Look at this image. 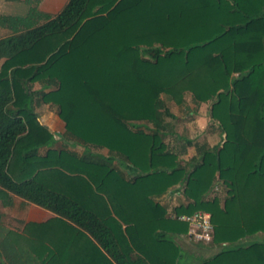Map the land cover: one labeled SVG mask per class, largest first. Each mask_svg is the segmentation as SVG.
Wrapping results in <instances>:
<instances>
[{"label":"trees","instance_id":"1","mask_svg":"<svg viewBox=\"0 0 264 264\" xmlns=\"http://www.w3.org/2000/svg\"><path fill=\"white\" fill-rule=\"evenodd\" d=\"M22 1L0 14V188L55 215L33 225L54 226L41 263L179 264L176 216L203 210L195 245L216 249L196 264H264V0ZM188 95L223 134L189 167L163 142L167 101ZM42 103L80 153L56 146ZM175 187L186 201L156 200Z\"/></svg>","mask_w":264,"mask_h":264},{"label":"crops","instance_id":"2","mask_svg":"<svg viewBox=\"0 0 264 264\" xmlns=\"http://www.w3.org/2000/svg\"><path fill=\"white\" fill-rule=\"evenodd\" d=\"M3 1L5 3H23L25 5L24 13L26 12L27 6L22 0ZM65 1L66 0H40L38 3V9L45 13L54 14L62 7ZM3 31L6 32L7 30L0 27V37L7 34H3ZM41 105L46 106L49 104L42 103ZM59 121L61 120L59 119ZM40 123L50 130L47 120ZM61 126L64 131L62 121ZM54 137L56 141H65L62 132L54 134ZM70 141L73 142L72 140ZM206 144L209 145L207 142ZM76 147H80V145L77 144ZM215 185L216 186L214 187L211 195L223 196L224 191L222 190V187L217 186L218 182H216ZM167 194L169 197V203L167 204L168 208L186 201L177 188H173V190L169 191ZM54 217L55 215L49 210L28 202L10 192H4L0 188V264H42L41 260L50 248L49 240L52 241V238H54V232H52V228H54V226H48L47 228L38 230V228L33 225L48 223ZM55 231L58 235V230L56 229ZM186 235H188L187 232L180 235L177 240L180 239L184 241L183 243L185 249L183 247L181 248L188 254L195 255V253H193L195 249L210 250L206 246L198 247L195 244L190 245L185 238ZM215 249L216 248H213L212 250ZM129 256L135 264H148L135 251H131Z\"/></svg>","mask_w":264,"mask_h":264},{"label":"rangeland","instance_id":"3","mask_svg":"<svg viewBox=\"0 0 264 264\" xmlns=\"http://www.w3.org/2000/svg\"><path fill=\"white\" fill-rule=\"evenodd\" d=\"M25 11V5L20 2L5 3L0 0V13H8L14 15H22ZM52 14V13H48ZM4 32V31H3ZM4 32L3 34H6ZM38 84H33V88H37ZM210 101L202 103H193L190 99V95L184 99L183 102L175 104L171 101H167V106L170 112L174 114V118H165V136L163 142L167 148L173 152H179L178 158L181 159L183 164L188 166V160L191 156L197 155V148L203 146L206 142L208 146L220 144L223 140V134L219 131L217 123L209 118L208 107ZM37 113V119L39 122H45L49 124L51 132L57 134L62 132L65 141H56L57 146L65 147L69 150L81 152L83 148L76 147L77 143L71 142L69 137H65L61 121L56 114V109L53 105L49 104L42 106L41 104L35 109ZM207 145V144H206ZM97 150V149H96ZM101 153H105V150H100ZM189 167V166H188ZM168 194L165 193L158 197L156 200L161 204H168ZM185 238L190 245L195 244L196 240L191 235H186ZM179 245L184 248V241L177 240ZM203 242V241H202ZM183 244V245H182ZM195 246V245H194ZM185 249V248H184ZM212 250L195 249L194 256L186 255L181 256L179 264H196L201 256H206L211 253Z\"/></svg>","mask_w":264,"mask_h":264},{"label":"built area","instance_id":"4","mask_svg":"<svg viewBox=\"0 0 264 264\" xmlns=\"http://www.w3.org/2000/svg\"><path fill=\"white\" fill-rule=\"evenodd\" d=\"M176 218L187 223V234L191 235L196 241H210L212 224L208 212L195 210L191 214L177 215Z\"/></svg>","mask_w":264,"mask_h":264}]
</instances>
